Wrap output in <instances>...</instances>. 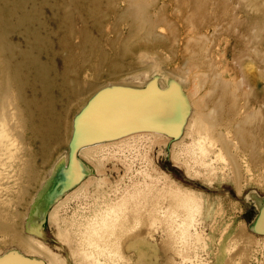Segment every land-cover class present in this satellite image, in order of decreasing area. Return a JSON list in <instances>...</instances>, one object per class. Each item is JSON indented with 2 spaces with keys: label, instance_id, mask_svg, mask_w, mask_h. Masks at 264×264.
<instances>
[{
  "label": "rangeland",
  "instance_id": "rangeland-1",
  "mask_svg": "<svg viewBox=\"0 0 264 264\" xmlns=\"http://www.w3.org/2000/svg\"><path fill=\"white\" fill-rule=\"evenodd\" d=\"M137 1L155 30L128 47L136 0H0V264H264V0ZM21 91L46 101L45 144ZM126 106L167 122L103 137ZM137 206L102 255L90 231Z\"/></svg>",
  "mask_w": 264,
  "mask_h": 264
},
{
  "label": "bare ground",
  "instance_id": "bare-ground-1",
  "mask_svg": "<svg viewBox=\"0 0 264 264\" xmlns=\"http://www.w3.org/2000/svg\"><path fill=\"white\" fill-rule=\"evenodd\" d=\"M136 2L138 3L139 1L136 0ZM134 3H132V5L133 6L135 5V6L133 8H130V6H131L130 5L129 8H127L128 12H125L126 16L124 15L126 20L131 22V25H132V28H131L132 30H131V33L129 35L130 39L128 38L129 40L126 41L127 46H128V44H130V42H132V40L137 39L140 36H144V37L150 36L151 37L154 33V30H155L154 24L152 23L151 20H149V18L147 16H145L146 14L144 16L142 15L143 8H144V10H146V8L143 7L144 4H143V6L139 5V3H141V2H139L138 5L136 6L137 3H135V4ZM127 49H129V48H127ZM4 57H5V55L0 53V79L2 81V84L0 87V93H2L3 95L5 94V96H6V94H8L7 92L11 93V91H8V90H10V86L12 84L11 77H9V72H11L12 64H11V62L7 61ZM22 91L20 93L17 92L19 97L16 94L15 95L23 103V108H21V110L19 112L21 113V116L23 118L22 121H23L24 127L26 128V131L30 132L31 140L36 139L38 137L37 140H39L42 144H45L49 140V137H50L49 126L51 128H53V126H55L51 115L50 116L46 115V110L44 108L46 105V101L44 98L42 100L36 99V98H33L32 100H28L27 98L22 96ZM8 95L6 96L7 98H8ZM3 97L4 96L0 95L1 100ZM4 98H3V100H4ZM10 98L12 99V97H10ZM10 98H8V99H10ZM3 100H2V102H3ZM6 101H5V103H6ZM8 104H7V106H8ZM32 106L34 109H32V111H31ZM5 107L6 106L4 105V107H2V108H5ZM14 107H15V105H14ZM128 107L126 106V108H127L126 110H123L124 107H120V108H116V109H109V110H106L105 112H101L100 114H98V116L94 120V124H95V126H98V128H100L103 137L108 136L109 134H111V136H114V137L118 136L120 134L122 136V134L126 133V129L129 127H133L132 130H135V129L140 130L142 128H145L146 125L149 126L151 123L157 124L158 128H159L161 125H164L167 122V118H166L167 111L165 109H163L162 113L159 114L158 116H152L151 114H148V115L145 114L146 116L143 117L142 120H141V118L139 120H137L138 117H140V116H137V115L131 116L130 111H133L134 108H138V107H134L133 109L132 108L128 109ZM6 108H8V107H6ZM218 108H219V106H218ZM0 116H3V115H1V112H0ZM35 117H37V119H38L37 126H35L34 122H33ZM201 119H200V121H203V122L200 123V126L203 128H200V129H201V131H203L205 129L204 126L207 125L204 122V120L207 121V119H204V120L203 119L201 120ZM6 121L3 120V117L0 118V122H3V124L0 125V129L5 128ZM140 123H142V124L139 125ZM102 124H103V126H102ZM204 124H206V125H204ZM207 127H210V125ZM103 128H105V130H103ZM244 136L245 135H242L241 137L244 138ZM8 137H9V133L7 130L6 131L3 130L2 132L0 130V146H3V143L5 142V140H7ZM246 142H247V140H246ZM202 152H203V150H202ZM86 153L88 154V156L92 155V152L90 150H87ZM78 173H79V171H78ZM142 192H145V191L143 189L136 191L134 196H133L134 200H138V198ZM180 203H181V206L184 207L185 209L188 208V205H189L188 200L181 199ZM138 208H139V206L136 207V215L134 213L135 210H133V211H131V210H125V211L118 210L115 215L105 216L102 220L103 229H101L100 231H96V230L92 229L90 231L91 235L94 236V240H95L96 244H98L100 241L107 243V246L105 248H101L99 246L101 249L102 255L110 257L112 255L118 254V252H117V250H118L117 244L118 243L117 242L121 241V237L125 233L127 225L130 222L129 218H131L133 220H139L140 219L138 216V213H139ZM149 222L152 223V221H149ZM156 222L157 221H154L153 224ZM182 236H183V238H189L192 236V234H191L190 230L187 228L182 232Z\"/></svg>",
  "mask_w": 264,
  "mask_h": 264
}]
</instances>
